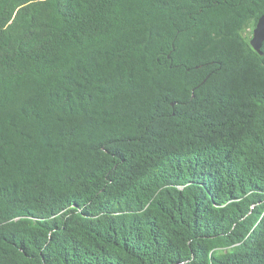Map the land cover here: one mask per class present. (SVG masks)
I'll return each instance as SVG.
<instances>
[{"label": "trees", "instance_id": "trees-1", "mask_svg": "<svg viewBox=\"0 0 264 264\" xmlns=\"http://www.w3.org/2000/svg\"><path fill=\"white\" fill-rule=\"evenodd\" d=\"M264 0H0V264H264Z\"/></svg>", "mask_w": 264, "mask_h": 264}, {"label": "water", "instance_id": "water-1", "mask_svg": "<svg viewBox=\"0 0 264 264\" xmlns=\"http://www.w3.org/2000/svg\"><path fill=\"white\" fill-rule=\"evenodd\" d=\"M263 41H264V13H262L258 17L252 29V34L249 39V44L253 50H255L258 54L261 55L262 54L261 46Z\"/></svg>", "mask_w": 264, "mask_h": 264}, {"label": "rangeland", "instance_id": "rangeland-1", "mask_svg": "<svg viewBox=\"0 0 264 264\" xmlns=\"http://www.w3.org/2000/svg\"><path fill=\"white\" fill-rule=\"evenodd\" d=\"M252 29H253V27H246L243 34L250 38L251 34H252Z\"/></svg>", "mask_w": 264, "mask_h": 264}]
</instances>
